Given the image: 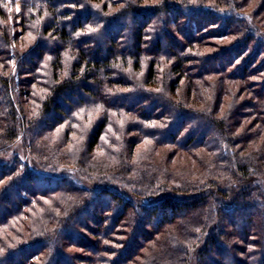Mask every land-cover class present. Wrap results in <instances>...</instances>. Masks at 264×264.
Here are the masks:
<instances>
[{
	"label": "trees",
	"instance_id": "obj_1",
	"mask_svg": "<svg viewBox=\"0 0 264 264\" xmlns=\"http://www.w3.org/2000/svg\"><path fill=\"white\" fill-rule=\"evenodd\" d=\"M190 1L171 4L163 0L158 6L138 9L132 0H0V31L3 32L0 33V71L16 72L0 74V184L7 182L0 188V264H19L15 262L17 258L25 264L29 257L39 261L42 254L43 264H59L60 261L73 264L62 247L65 240L75 237L74 225L83 216L90 215L95 202L79 198L72 203L70 199V209L61 215L65 207L59 200L45 207L43 197L54 198L58 194L68 197L77 192L98 195L94 201L106 195L111 201H117L119 208L121 205L132 206L143 216L151 212L153 218H161L158 227L162 229L173 224L177 214L201 212V219L192 217L181 233L169 231L173 233V240H164L160 254L146 264H218L214 258L226 254L231 264H264V175L256 165L258 158L264 161V152L242 156L232 148L233 136L226 131L229 126L230 129L236 126L235 121L243 109V105L237 102L236 93L240 90L245 93L243 89L251 85L247 76L257 64L253 62L254 55L249 61L238 64L248 83L243 77L236 78V72L222 71V67L219 72L217 67L210 66L218 64V58L222 56L228 58L234 67L240 56L250 52L253 43L255 56L263 53L264 28L254 21L252 15L241 11L242 1L214 0L210 6ZM8 2L20 3L24 33L34 35V40L25 49L11 45L13 40L16 43L18 36L16 33L12 36L10 32L5 5ZM116 2L125 7L109 14ZM99 3H102L101 9L93 6ZM174 24L179 28L175 32L185 43L176 37L167 39L170 32H174L170 28ZM217 33L222 34L221 38L235 37L218 58L206 55L198 48L204 37L210 39L209 36ZM193 59L200 64L190 69ZM49 65L54 74L48 80ZM130 65L131 73L126 70ZM142 65H147V72L139 80L135 78V71L138 72ZM258 67L262 71L257 74L264 72V59ZM31 70L34 71V83L22 78L33 75L26 72ZM183 79L189 81L186 99L191 97L193 90L208 87L216 92L212 95L213 107L223 103V96L227 93L233 101L232 109L223 118L215 119L212 105L206 110H196L187 107V100L177 103L172 97ZM263 81L261 78L259 86L253 90L260 99L256 105L260 109H264ZM23 95H31L34 117L22 112L18 99ZM100 105L124 118L131 115V126L138 134L123 139L129 153L138 142L145 140L156 148L172 143L184 150L192 147L200 136L201 143L213 158L211 161L204 158L202 162H213L223 176H228L227 187L205 191L201 185L193 189L199 191L191 196L160 181L158 190H142L136 188V184L128 187L110 184V181L93 184L79 181L77 184L53 164L38 161L37 165L28 159L24 162L15 151L20 142L19 133H23V143L31 150L34 140L42 134L65 120H76L75 110L81 112L84 107ZM261 122L264 126V121ZM104 123L102 119L93 131L90 150L101 138ZM170 136L173 138L171 142ZM118 141L114 140V145H119ZM106 150L110 158L116 159L106 165L120 168L118 160L124 157L125 151L121 149L122 154L109 146ZM143 172L141 178H149L147 182L155 183L157 174H151L147 167ZM239 174L244 179H240ZM208 196L212 198L211 204L205 201ZM25 197L33 199V203L26 206L28 211L24 210L28 204ZM27 215L34 216L31 242L5 239L9 232L13 236L22 232L19 225L24 223ZM238 220L243 228L239 227ZM227 222L236 230L233 237L236 235L247 243L249 261L235 257L227 242L222 240V236L228 234L224 232ZM180 236L185 241H179ZM133 239L132 236L131 241ZM46 250L50 255L44 254ZM122 253L124 258L119 257L108 264H128L134 258L127 248Z\"/></svg>",
	"mask_w": 264,
	"mask_h": 264
},
{
	"label": "rangeland",
	"instance_id": "obj_2",
	"mask_svg": "<svg viewBox=\"0 0 264 264\" xmlns=\"http://www.w3.org/2000/svg\"><path fill=\"white\" fill-rule=\"evenodd\" d=\"M132 1L134 7L136 6L138 9L146 8L151 5L158 6L161 2H163V0ZM168 1L171 4H180V0ZM240 1H242V3L244 2V6L241 8V11L252 15L254 21L264 28V0H238L237 2L239 3ZM190 2H203L206 6H210L214 3V0H191ZM5 5L7 7L6 11L8 13V20L10 22V32L12 33V36L15 35V33L18 36L16 43L13 40V44L11 43V45L14 48L19 46V49H25L28 44L34 40V35H25L24 33L21 5L19 2H8ZM93 6L101 9L102 3L96 5L93 4ZM124 7L125 6H123L121 2H116V6L111 7L109 14H112L113 12H116L117 10ZM175 26L176 25L174 24L172 27H170L171 29L173 28L174 32H170L171 35L168 36L167 39L172 40L176 37L178 40H181L183 43H185L180 34L175 32L176 29L179 30V28ZM179 27L181 26L179 25ZM0 33L2 34L3 32L0 31ZM216 36L220 38H216ZM221 36L222 34L218 35L217 33V35L214 34L209 36L211 37L210 39L208 37H204L198 48L206 55L212 54V56H216L218 58L220 54H224V52H222L223 49H226L225 47L235 38L234 36H223L224 38H221ZM251 45H253V48L250 49V52L245 56H240L237 62H235L236 67H233V63L230 65L228 58L222 56L218 58V64H211L210 66L217 67L219 72L221 67L223 68L222 71L230 70L233 73L236 72V78L243 77L244 81L246 76L244 77L242 72L243 69L241 70V65L238 64L241 61H247L252 55H254L253 62L257 64L258 67L261 65V62L264 59V52H259L260 56L259 53L258 56H255L254 43ZM199 64L200 63L196 61V59H193L189 65V68L193 69V66L196 67V65ZM46 65H48V63ZM49 66L50 72L47 71L46 73L49 74V78H47L48 80L52 79V74H54L53 70H51V65ZM64 66L68 68L67 64H64ZM257 67H254L253 72L247 76V80L250 81L249 83L251 85L248 87V89H243L245 93L242 92V90L236 93L238 96V104L243 105V109L235 121L236 126L230 129V126L228 125L229 127L226 129V131L229 132V134L233 136L234 139L232 148H234L237 153L242 154V156L254 153L257 154L258 152L261 153V151L264 152V126L261 122L264 121V109H260L259 106H257L258 108L256 107V105L260 102V99L258 100L253 92V90L259 86L258 81L260 82V79L264 78V72L257 74V72L260 70L258 69L259 67ZM130 68L131 65L126 69L129 73H131ZM246 69L248 70V66ZM261 71L262 70H260V72ZM23 72L24 74H33L31 76L24 75L22 78H28L31 80L30 82L34 83V71H26L27 73L25 71ZM41 72H43V70H41ZM146 72L147 65H142L138 72L135 71V78L141 80L140 78H144ZM192 72L196 73V70H192ZM0 74H16V72H11L10 70L5 72L0 71ZM214 80H217V78H214ZM252 80L254 83H251ZM194 81L196 83V80ZM188 82V79H183L174 97H172L177 103H179L181 100H187V107L195 108L196 110H206L212 105L211 110L212 113H214L215 119L223 118L228 113V111L232 109L233 101L231 96H229L227 93L223 96L224 102L218 105L214 104L213 107L214 99L212 95H214L216 92H212L208 87L193 90L191 92V97L186 99L187 88L189 84ZM31 88L34 89V85ZM218 91L219 89L217 92ZM18 100L20 107H22V112L26 115H31L34 117V104L31 103V95H23ZM217 101H215L216 104ZM247 101L249 102L246 103ZM36 108L37 106H35V109ZM82 109L83 111L81 112H79V110L74 111V117L76 120H65L63 124L57 125L54 129L42 134L40 138L34 140L31 150H29L27 145L23 143V133H19L20 142L17 144L15 151L20 156L22 161L25 162L26 159H28L30 162L33 161L34 163H37V165H39L38 161H47L48 163L53 164L55 168L58 167L56 169L65 171L67 175L76 180L75 182L77 184L79 181H83L88 184L108 181V183L111 182L110 184H120L123 186L136 184V188H140L142 190H158V183L160 181L166 182L168 186H173L177 192L186 193L191 196L194 193L197 194L199 191H195L193 189L201 185H204L205 191H215L217 188L224 189L227 187V183L225 182L226 177L228 176H223L216 169L213 162H202L204 158H208L210 161L213 158L212 154L207 149H205L206 147L204 148V144L201 143V140L199 139L200 136L197 137V140L192 147L186 148L184 150L180 149L179 145L172 143L168 146L163 145L159 148H156V146L149 145V141L147 142L145 140V142H138L136 146L132 148L131 153H129V151H127L128 147L124 146L123 139H131L134 137V135L138 134L137 131H135L131 126V123H133L131 115H128L124 118L118 113L110 111L101 105L93 106L91 108L87 107L86 109L84 107ZM102 119L105 120L102 136L98 140L97 144L92 148V150H90L89 142L91 135ZM256 133L257 135L255 136L254 134ZM245 135H248L247 138H244ZM171 137L172 136L169 137L170 142L173 139ZM116 139L119 140V145H114L113 141ZM107 146L113 149L115 148L119 151L122 149L127 152L126 155L124 152V157L121 160H118L119 162L117 166H120V168H114L110 165H106L108 162L111 163L116 161V159L110 158L106 153ZM195 146L196 149L194 148ZM121 153L123 154V152ZM256 165L259 167V172L264 175V161L258 158ZM145 167L149 168L151 174L153 173L158 175L155 183L147 182L149 181V178H147L148 180L141 178L140 175L144 174L143 171ZM113 168L115 170L119 169L120 171H115ZM239 178L244 179L242 178V175H240ZM207 184L210 185L207 186ZM6 185L7 182L5 181L4 183L0 184V188L5 187ZM94 197H98V195L85 192H81L80 194L78 192L74 194L72 193L68 197H63L59 194L54 198H50L49 196L48 198L47 196L43 197L45 207H47L52 202L59 200L61 203L60 205L65 207V210L61 211V215L63 213L65 214V211L70 209L68 204L70 201L75 203V200L77 201L80 198L82 201L83 198L85 201L95 202L93 205L94 207L90 209V215L83 216L81 221L74 225V229L76 231L75 237L65 240L64 247H62V251L71 258L73 264H108V262L111 260L117 259L119 257L120 259L124 258L122 252L125 251L126 248L127 250L132 251L134 258L131 262L125 263L146 264L149 260L154 258L156 254H160L163 249L162 242H164V240H169V242L173 240L171 239V234L173 233H169V231L173 232L175 230L174 232L177 234L181 233V229H184L186 223L190 221L192 217H198L201 219L199 216L201 212H195L193 214L180 213V215L177 214L174 218L173 224H170L162 229L158 227L159 223L161 222V218H153L151 212L150 214L145 213L143 216L142 214H138L132 206L127 207L120 204L121 207L119 208L117 205L118 202L111 201V199H109V197L106 195L100 196V198L96 199V201L93 200ZM25 198L28 201V204L25 205L24 210L28 211L26 206L33 203V199L28 197ZM205 201L211 204L212 198L208 196L205 198ZM32 208L34 209L33 206ZM118 211L121 213L118 214ZM23 220L24 223L19 225V229L22 231L21 233H14L13 236V233L9 232L10 235L5 236L4 238L9 241L14 239L18 242H31V239L34 235V216L30 218V216L27 215ZM238 224L239 227H244L241 224V220H238ZM231 225L232 224L227 222V225L224 227V232L228 234L226 236L223 235L222 240L227 242L230 251H232L235 257L249 261L248 255H246L248 245L246 242L244 243L241 239L237 238L236 235L233 237V234H235L234 232H236V230ZM102 230H104L103 233ZM132 236L134 239L131 241ZM179 239V241H185V239L181 236ZM129 242H131V246H128ZM250 250L248 249V251ZM48 251L49 250H46L44 254L48 255ZM41 257L42 258L39 259V261H37V259L31 260L29 257L25 264H43L42 262L44 261V255L42 254ZM205 258V260H208L210 256ZM214 261L218 262V264H231V260L227 254L224 256L215 257ZM15 262L24 264L20 263L18 258ZM59 264L65 263L60 261ZM165 264L168 263L165 262ZM174 264L179 263L175 262ZM209 264H213V262H210Z\"/></svg>",
	"mask_w": 264,
	"mask_h": 264
}]
</instances>
